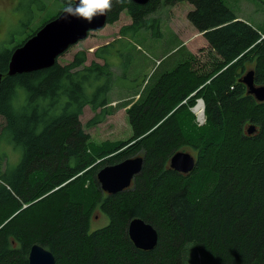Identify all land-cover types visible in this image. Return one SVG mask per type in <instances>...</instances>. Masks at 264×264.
Masks as SVG:
<instances>
[{
    "label": "trees",
    "instance_id": "16d2710c",
    "mask_svg": "<svg viewBox=\"0 0 264 264\" xmlns=\"http://www.w3.org/2000/svg\"><path fill=\"white\" fill-rule=\"evenodd\" d=\"M58 1L65 5L49 19L69 5ZM178 1L194 5L188 18L214 52V69L197 68L189 51L134 93L140 97L127 104L136 142L121 151L120 142L89 143L80 116L90 105L95 114L87 126L106 119L115 81L107 50L116 46L122 55L126 45L99 47L95 56L104 63L86 64L82 50L67 64L58 60L48 68L3 75L0 146L3 140L12 143L22 158L5 164L7 154L0 149V264H29L35 243L51 250L56 264H198L203 254L213 264H264V101L243 81L252 70L255 84L264 85V31L223 0H111L108 22L127 11L132 22L121 35L139 33L160 24L151 16L158 4ZM42 25L0 43V72ZM196 98L205 102L206 124L189 139L178 113L184 100L193 104ZM189 145L196 166L178 172L170 159ZM135 155L145 160L131 187L104 192L98 170ZM97 204L110 220L92 230ZM135 217L157 228L154 249H139L131 240L128 226Z\"/></svg>",
    "mask_w": 264,
    "mask_h": 264
},
{
    "label": "rangeland",
    "instance_id": "374dc122",
    "mask_svg": "<svg viewBox=\"0 0 264 264\" xmlns=\"http://www.w3.org/2000/svg\"><path fill=\"white\" fill-rule=\"evenodd\" d=\"M223 1L239 17L249 20L257 28L264 31V0ZM64 5L58 0H0V43L2 45L6 43L12 34L19 36V32L23 30H36L43 24L44 20L51 18ZM157 6L158 11L151 16L159 17L160 24L149 26L148 29L139 33L129 32L121 35V28L132 22L128 12L123 11L117 21L108 22L107 19L102 28L89 31L85 38L73 43L58 57L59 62L67 64L75 54L84 50L87 53L86 64H90L92 60L104 63L102 58L95 56V51L99 47L107 46L111 42L119 45L122 43L127 46L122 55H119L116 46L110 47V51V48L107 50L110 52L108 57L114 71L115 81L108 94L107 112L109 114L106 119L95 126H87L88 121L95 114L90 105L85 106L84 112L80 116L86 132L90 135L89 143L92 142L96 147L106 141L120 142L123 145V148L119 150L121 151L136 142L133 139V129L128 114V108L131 104L127 103L136 101L140 94L133 98L134 93L141 92L149 80L155 79L156 81L161 74L173 69L180 58L189 51L197 57L195 63L197 68H200L204 73L211 71L212 67L214 69V52L210 49L203 34L195 28L188 18V12L194 8V5L188 1H178L173 4L165 3ZM263 31L261 32L263 33ZM3 73V75H10L9 68ZM89 90L92 92L94 89L90 88ZM200 101L205 107L202 98H196L193 104L184 100L182 102L184 106L178 113L181 129L189 139L196 137L199 134L196 129L206 124L205 118H200L196 111ZM3 122L4 118L0 115V129ZM189 142L191 143V140ZM0 147L7 154L5 164L9 162L16 165L22 158L21 150L16 149L12 143L3 140ZM183 150L193 155L196 154L192 146L184 147ZM90 168L91 166L87 169ZM89 181L87 180L86 188H90ZM98 206L99 204L93 209L92 230L105 226L110 220L105 212L97 209ZM197 257L199 260L201 254H197ZM200 263L213 264L204 254L198 264Z\"/></svg>",
    "mask_w": 264,
    "mask_h": 264
},
{
    "label": "water",
    "instance_id": "95a60500",
    "mask_svg": "<svg viewBox=\"0 0 264 264\" xmlns=\"http://www.w3.org/2000/svg\"><path fill=\"white\" fill-rule=\"evenodd\" d=\"M146 4L149 0H132ZM78 3L74 0L73 6ZM108 19V10L96 15L91 22L63 10L56 17L44 23L34 35L17 47L9 63V74L32 72L51 67L58 61L61 53L73 43L85 38L89 31L102 28ZM3 74L0 72V91ZM243 81L249 87V93L264 101V85L257 86L254 71H249ZM251 127L249 132H253ZM145 156L128 157L114 164H106L97 172V179L104 192L115 194L131 187L133 180L143 168ZM171 167L181 173H189L196 166V157L187 151L174 153L170 159ZM128 233L135 246L142 250H152L158 243L159 233L155 226L142 217L132 218ZM29 264H56L54 253L39 243L30 247Z\"/></svg>",
    "mask_w": 264,
    "mask_h": 264
},
{
    "label": "clouds",
    "instance_id": "9594fccd",
    "mask_svg": "<svg viewBox=\"0 0 264 264\" xmlns=\"http://www.w3.org/2000/svg\"><path fill=\"white\" fill-rule=\"evenodd\" d=\"M110 7L111 0H78L75 6L69 0V5L64 11L68 15H74L91 22L96 15L104 14Z\"/></svg>",
    "mask_w": 264,
    "mask_h": 264
},
{
    "label": "bare ground",
    "instance_id": "6f19581e",
    "mask_svg": "<svg viewBox=\"0 0 264 264\" xmlns=\"http://www.w3.org/2000/svg\"><path fill=\"white\" fill-rule=\"evenodd\" d=\"M196 111L199 113V117L202 118L204 116V109H203V104L202 101L199 102V105L196 109Z\"/></svg>",
    "mask_w": 264,
    "mask_h": 264
},
{
    "label": "built area",
    "instance_id": "2783aa9c",
    "mask_svg": "<svg viewBox=\"0 0 264 264\" xmlns=\"http://www.w3.org/2000/svg\"><path fill=\"white\" fill-rule=\"evenodd\" d=\"M202 104H203V102H202ZM203 109H205L204 104H203ZM204 115H205V113H204ZM202 118H205V121H206V115L203 116ZM202 121H203V120H202Z\"/></svg>",
    "mask_w": 264,
    "mask_h": 264
}]
</instances>
